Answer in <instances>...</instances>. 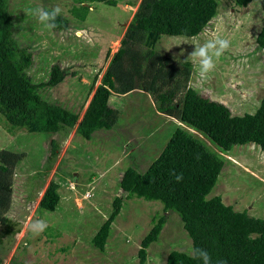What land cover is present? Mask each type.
<instances>
[{
  "label": "rangeland",
  "instance_id": "obj_1",
  "mask_svg": "<svg viewBox=\"0 0 264 264\" xmlns=\"http://www.w3.org/2000/svg\"><path fill=\"white\" fill-rule=\"evenodd\" d=\"M139 0H116L114 6L88 3L82 20L70 14L72 0H7L13 19V38L31 52L26 70L32 81H43L52 64L65 76L53 87L37 89L39 96L77 114L80 119L99 83L119 39ZM215 15L194 36L162 35L154 50L170 58L180 71L189 63L186 86L225 105L231 115L252 113L264 95V51L254 42L263 24L259 0L236 6L216 0ZM59 6L68 29L53 31L33 15L41 7ZM216 36L228 39L230 48L215 68L202 77L198 63L187 58L195 45ZM180 96V91L176 96ZM113 126L95 130L89 139L74 128L53 133L32 132L0 123V150L19 154L11 169L6 207H0V264H138L141 238L159 216L163 224L145 249L144 264H165L170 250L191 252L190 239L173 211L163 212L155 200L125 197L118 185L127 166L143 171L162 149L176 126L198 137L223 165L207 198L219 195L233 210L264 219V151L252 144L233 145L224 152L193 128L156 109L153 96L135 88L116 98ZM76 121V123H77ZM53 140V145L49 141ZM49 182L56 183L59 199L53 211L38 203ZM121 198L119 212L108 227L103 249L91 238L111 211V201ZM44 220L48 227L34 235L30 225ZM8 229V233L4 230Z\"/></svg>",
  "mask_w": 264,
  "mask_h": 264
},
{
  "label": "trees",
  "instance_id": "obj_2",
  "mask_svg": "<svg viewBox=\"0 0 264 264\" xmlns=\"http://www.w3.org/2000/svg\"><path fill=\"white\" fill-rule=\"evenodd\" d=\"M72 1L75 5L69 12L80 20L88 10V3L101 2L109 6L116 3V0ZM250 1L231 0L236 6H245ZM259 6L264 16V0H259ZM216 9V0H139L77 121V114L39 96L37 89L60 83L65 70L52 64L46 80L32 81L26 71L31 64V52L15 43L12 14L7 0H0V123L8 132L13 127L28 133L74 128L75 133L89 139L93 131L109 130L113 126L112 108L117 104L116 98L139 88L153 96L158 112L193 128L223 153L233 145L243 144H252L264 151V95L252 113L231 115L222 103L185 85L189 76L188 62H182L183 68L179 71L169 57L154 50L162 35L191 37L199 34ZM55 23L53 31L68 29V19L62 14ZM254 42L264 51V20L254 35ZM179 91L181 95L176 96ZM49 144L53 145V140ZM19 158V154L0 150L1 208L7 206L11 169ZM222 165L221 155L210 152L198 137L176 126L159 154L143 171L130 166L122 170L118 185L124 196L158 201L163 212L177 214L190 239L191 252L170 250L165 264H202L201 260L193 258L194 248L205 249L212 264L218 261L264 264V219L249 216L245 210H233L219 195L206 197ZM173 173L182 174L183 179L178 182ZM56 187V183H48L38 203L41 208L54 210L59 199ZM120 205L121 198L115 196L109 215L91 238L94 247L103 249L109 224L118 214ZM163 219L159 216L141 238L136 254L138 264H144L145 249L155 240ZM3 222L5 218L0 217V224Z\"/></svg>",
  "mask_w": 264,
  "mask_h": 264
},
{
  "label": "clouds",
  "instance_id": "obj_3",
  "mask_svg": "<svg viewBox=\"0 0 264 264\" xmlns=\"http://www.w3.org/2000/svg\"><path fill=\"white\" fill-rule=\"evenodd\" d=\"M62 14V9L59 6L46 10L38 7L33 10V15L38 18L45 27L54 29L56 25L57 17ZM230 48V41L228 39L216 36L211 40H208L204 44L195 45L194 50L188 54L187 58H191L199 65V72L202 77L206 76L215 68L214 57L219 58ZM171 117V116H170ZM175 179L179 182L183 179L182 174H175ZM48 227V224L44 220H36L30 225V230L34 235H40ZM192 256L194 259H199L202 264H212L211 257L205 249L194 248ZM217 264H226L225 261H218Z\"/></svg>",
  "mask_w": 264,
  "mask_h": 264
}]
</instances>
